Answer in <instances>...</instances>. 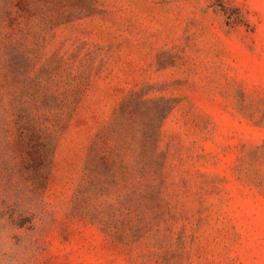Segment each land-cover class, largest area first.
Returning <instances> with one entry per match:
<instances>
[{"label": "rangeland", "instance_id": "374dc122", "mask_svg": "<svg viewBox=\"0 0 264 264\" xmlns=\"http://www.w3.org/2000/svg\"><path fill=\"white\" fill-rule=\"evenodd\" d=\"M0 264H264V0H0Z\"/></svg>", "mask_w": 264, "mask_h": 264}]
</instances>
